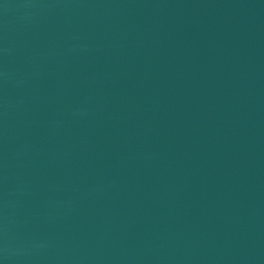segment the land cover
Here are the masks:
<instances>
[{
    "label": "water",
    "instance_id": "95a60500",
    "mask_svg": "<svg viewBox=\"0 0 264 264\" xmlns=\"http://www.w3.org/2000/svg\"><path fill=\"white\" fill-rule=\"evenodd\" d=\"M0 264H264V0H0Z\"/></svg>",
    "mask_w": 264,
    "mask_h": 264
}]
</instances>
